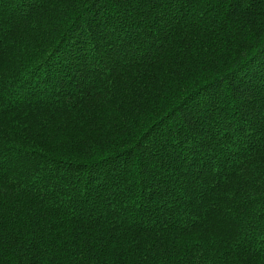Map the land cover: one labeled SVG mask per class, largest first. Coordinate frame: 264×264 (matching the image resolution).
<instances>
[{
	"label": "snow or ice",
	"instance_id": "6c2138e0",
	"mask_svg": "<svg viewBox=\"0 0 264 264\" xmlns=\"http://www.w3.org/2000/svg\"><path fill=\"white\" fill-rule=\"evenodd\" d=\"M47 2L17 0L16 7L27 23ZM84 8L80 15L93 29L88 36L96 48L77 40L62 63L48 58L49 78L39 83L35 76L45 64L28 68L21 52L26 37L14 30L19 24L0 20V264L17 249L20 260L35 264L32 249L40 248L35 234L27 236L31 219L12 211L14 198L33 189L49 200L63 193L68 199L61 203L79 204L68 213L75 215L76 238L63 249L77 250L76 264H120L125 251L138 257L137 264L194 258L196 264H264V0H196L195 6L193 0H90ZM210 16L229 43L225 57L205 63L203 71L211 68L218 76L187 94L178 109L183 115L173 111L167 117L175 123L162 127L161 121L144 137L147 144L121 149L129 157L135 153L122 162L127 175L115 178L117 186L126 181L131 209L105 215L79 188L69 184L66 190L62 179L38 175L37 153L27 146L42 141L49 125L77 117L94 123L97 110L116 98L140 108L148 84L163 88L166 76L187 81L177 65L186 51L194 59V42ZM101 40L110 42V53L103 52ZM202 62L183 71L194 74ZM66 79L75 83L66 85ZM222 98L235 106L205 129L207 110ZM138 172L142 183L136 182ZM89 175L90 184L98 178L95 171ZM193 234L199 237L195 248L189 243Z\"/></svg>",
	"mask_w": 264,
	"mask_h": 264
},
{
	"label": "trees",
	"instance_id": "16d2710c",
	"mask_svg": "<svg viewBox=\"0 0 264 264\" xmlns=\"http://www.w3.org/2000/svg\"><path fill=\"white\" fill-rule=\"evenodd\" d=\"M89 3L90 0H81L78 5L62 3L61 0H48L42 6L43 13L40 8L35 9L34 14L28 17L27 23L21 19L17 11V0H3L0 3V20L6 21L9 27L19 24V28L14 30L22 34V37H26L21 40V52L27 56V67L35 71L41 63L46 66L35 76L36 83L49 78L48 58H51V63H62V56L72 51L77 40L82 47L96 48V42L88 36L93 29L80 15L85 10V4ZM195 3L196 0H193V6ZM226 37L227 32L213 29L210 16L208 21L203 22L202 30L194 42V59L191 58L192 53L186 51L180 57L184 63L177 65L181 74L188 76L187 81L180 80L178 76H166L163 88L155 83L148 84L143 99L139 101L143 105L140 108L130 107L126 101L116 98L112 104L103 105L97 110L94 123L77 117L67 120L61 118L55 124L49 125L42 132L44 137L42 141L30 142L27 146L29 150H35L37 153L34 161H38L42 170L38 175L51 176L54 181L62 179L66 190L69 184L79 188L90 201H94L103 210L105 215L111 216L114 211H119L124 206L131 209L134 206V197L129 193L126 181L120 182L117 186L115 178L127 175L122 162L135 159V153L129 157L121 153V149L144 141V137L160 125L161 121H165L162 127L175 123L174 120L167 119L173 111H176L177 116L183 115L178 109L183 106L187 94L198 91L204 86L205 79L211 80L218 76L211 68L206 72L203 69L205 63H210L212 58L220 61L227 55L229 43ZM99 44L105 54L111 52L110 42L101 40ZM57 49L60 51L57 52ZM197 60H203L199 71L194 69V74L183 71L184 67L193 65ZM197 76L200 77L199 80ZM65 83L71 86L75 82L66 79ZM234 106L235 102L225 105L222 98L217 101L216 109L209 107L206 115L211 119L205 120V129L208 124L230 113ZM221 108L225 109V112H221L219 110ZM156 135L157 133L153 132L149 140ZM144 143L147 144L148 141ZM117 158L120 163H116ZM92 171L98 174V178L91 180L90 184L89 173ZM144 178V174L138 172L136 182L142 183ZM24 179L27 180L26 177ZM32 180L40 183L35 176ZM15 182V179L11 181L13 184ZM41 196H44V193L33 189L28 196L14 198L12 204L13 212L19 209L22 217L31 219V228L27 231V236L32 239L35 234L40 248L39 252L35 248L32 249L37 256L35 264H76L73 258L79 259L77 250L63 249L66 242L74 241L76 238L75 215L70 216L68 213H74L75 207H79V204L61 203V200L66 202L68 199L63 193L59 199L53 200L47 199L46 196L40 199ZM198 240L199 237L193 234L189 242L191 247L195 248ZM28 246L32 247L31 244ZM199 254L197 249L196 256ZM140 255L144 254L141 252ZM137 261L136 255L125 251L120 264H137ZM2 264H32V261L28 258L20 260L17 249L16 252L8 251ZM90 264L96 262L91 261ZM182 264H196V259L183 261Z\"/></svg>",
	"mask_w": 264,
	"mask_h": 264
}]
</instances>
